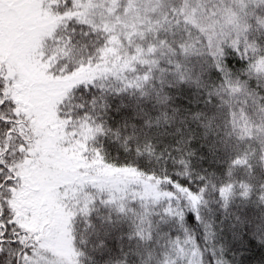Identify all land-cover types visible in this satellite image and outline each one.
<instances>
[{
  "label": "snow or ice",
  "instance_id": "obj_1",
  "mask_svg": "<svg viewBox=\"0 0 264 264\" xmlns=\"http://www.w3.org/2000/svg\"><path fill=\"white\" fill-rule=\"evenodd\" d=\"M0 264H264V0H0Z\"/></svg>",
  "mask_w": 264,
  "mask_h": 264
}]
</instances>
